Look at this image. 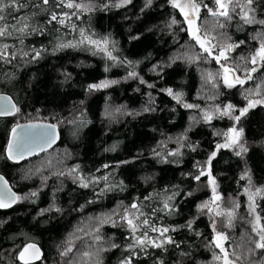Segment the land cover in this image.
<instances>
[{
  "label": "trees",
  "instance_id": "16d2710c",
  "mask_svg": "<svg viewBox=\"0 0 264 264\" xmlns=\"http://www.w3.org/2000/svg\"><path fill=\"white\" fill-rule=\"evenodd\" d=\"M196 1L207 6L203 12L216 10L215 0ZM76 2L91 3L93 10L68 9L59 0H49L48 5L28 0L27 8L6 15L9 24L17 23L13 16L27 17L28 28L0 38V48L8 45L9 54L15 55L10 63L0 60V93L11 95L19 109L14 117L0 119V174L21 198L13 210L0 211V264H21L19 253L28 243L44 250L38 264H121L127 257L132 264H218L212 219L201 209L212 194L200 189L201 180L195 177L202 170L210 173L224 198L241 195L244 168L258 187H264V104L238 121L248 145L242 159L217 147L226 142L233 120L206 122L199 110L184 107L174 96L184 93L195 106L245 108L246 96L264 90V67L255 65L257 72L243 86L227 87L223 59L217 63L190 37L171 0H151L150 5L148 0H131L121 7L117 5L122 0ZM255 7L264 13V0H257ZM53 12L58 18L68 13L70 19L58 24L51 21ZM199 28L201 35L215 37L216 44L225 35L229 44L238 45L228 52L227 62L241 77L254 66L250 61L264 42L263 27L205 15ZM82 31L92 40L107 39L115 59L101 50L103 45L98 48L86 39L80 43ZM220 48L213 49V56ZM37 51L40 56L34 58ZM129 61L139 67L130 68ZM120 64L126 74L136 71L139 77L90 90V85L122 77L116 69ZM208 73L213 80L207 79ZM35 121L58 125L59 144L23 164L11 163L6 147L12 128ZM182 146L180 155L168 159L162 154ZM72 168H78L87 187L61 176ZM257 211L264 224V195ZM125 214L140 225L137 232L123 219ZM145 219L148 225L141 224ZM151 227H167L169 232L161 237ZM145 232L157 243L166 237L173 243L136 247L133 254L129 245ZM255 239L252 228L235 227L229 246L240 248L233 250L243 256V264H264L260 250L249 255ZM69 246L72 251L64 258L61 253Z\"/></svg>",
  "mask_w": 264,
  "mask_h": 264
},
{
  "label": "snow or ice",
  "instance_id": "6c2138e0",
  "mask_svg": "<svg viewBox=\"0 0 264 264\" xmlns=\"http://www.w3.org/2000/svg\"><path fill=\"white\" fill-rule=\"evenodd\" d=\"M42 3L44 5L49 4V0H42ZM60 5L63 7H66L68 9H76L80 11H91L92 6L91 3H89L87 6L84 3H77L76 0H59ZM131 3V0H122V4H129ZM148 4H151V0H148ZM257 0H244V3H241L240 0H215L216 10H213L212 8H208V12L213 17H224L226 20H231L232 15L231 12H235L236 7L240 8V19L244 21L245 24H260L264 25V19H257L256 18V7ZM38 6V5H36ZM172 6L175 8H179L181 13L184 15V19L187 21L189 25V30L191 33L192 38L199 44V46L203 49L205 53H207L209 56H212L213 59L216 60L217 63H220V61L223 59L225 61L228 60V56L226 53L232 51L235 47H238V45L234 44H227L223 47H221L218 52L213 56V49L216 48V45L213 44L211 41L215 39V37H210L207 32H205L203 35L200 33V28L196 24V19L198 17V14L201 9V5L196 2V0H185V2H181V0H172ZM28 7V0H0V38H6L11 35H13V32H19V33H25L28 24L26 23L27 17H15L13 16V19L17 22L16 24H9L6 22V15L11 16L12 13L19 12L24 8ZM204 7H207L206 5ZM231 9V12H230ZM10 10V11H8ZM74 14V13H73ZM70 19V16L68 13L64 14L63 18H58L57 14L55 12L51 13V21H55L58 24L64 25L66 23V20ZM24 21L23 26L17 27V24ZM173 24L176 23L175 20L172 21ZM223 24H220V27H223ZM74 27V26H73ZM81 37L83 40H87L90 44L95 45L98 48H101V45L103 47L101 48L102 51H105L110 58L115 59L114 57H111V53L108 52L107 45L108 40H92L91 37H85L83 31L81 32ZM75 45H68V44H60L59 47H74ZM8 45H3L2 48H0V60H3L5 62H11V59H15L14 54H9L8 52ZM23 55H28V53H23ZM40 56V52H35L34 58H38ZM251 64L254 65L253 67L246 69L244 78L242 79L240 76L236 75V69H233L229 66H226L225 64H221L220 67L222 69V79L223 83L231 88L235 87L237 84L243 86L247 80H250L252 78V73L257 72V67L255 65L259 64L261 67H264V42L261 43L259 50L251 57ZM131 75H135V73H131ZM217 75H220L219 73ZM208 80H213V74L208 73L207 74ZM143 83L144 81L141 80ZM107 81L101 83V84H93L90 85L89 88L91 89H98L108 86ZM112 83H115V81H112ZM151 87V85H149ZM215 86V85H214ZM168 94L173 95L172 90L168 89ZM257 96L260 95L259 90L255 93ZM251 95V93L249 94ZM248 99L247 107L240 110V116L245 115L249 109L255 107L256 105H262L264 104V98L262 99H251L248 96L245 97ZM174 99H176L178 102L181 101V95L177 94L174 96ZM0 100H4V104H0V116L3 115H12L15 112H18L19 109L16 108L14 104L11 103L10 98L0 97ZM185 107H194L193 105H185ZM233 110V105L229 104L226 106V108L221 111L220 109H217L220 114L223 115H230L231 111ZM240 116H236L234 119L238 122L240 119ZM206 121L211 120V116L208 113H205L204 116ZM54 125H27V129H36L38 131L33 133H27L24 136H17L16 135V129H13V140L9 144L7 152H8V158L12 159L16 162H18L20 159L24 158L25 155L32 154L38 150H44L48 145H50L54 139L53 132L50 130H54ZM242 130L238 131L236 128H232L229 133L226 134V137L228 138V143L224 145H217L218 148L220 147H230L233 144H239V138L242 136ZM246 151L243 146L240 147V152L237 153L239 155L241 152ZM171 155H175L176 153H170ZM214 155V154H213ZM72 171H76L73 169ZM201 174H204L203 172ZM69 175H71V172H69ZM210 175V173H209ZM81 180V187H87L88 183L84 182L82 177H79ZM243 178V177H242ZM3 178L0 177V180ZM106 179V178H105ZM195 179L199 180V176H196ZM249 183H251V178L248 177ZM210 183L213 185V201H218L221 199L219 195H216V187H215V180H210ZM6 184V182H5ZM248 192V189L245 190ZM261 192H264V189H257L255 193L249 192L248 199L250 201L249 209L250 211L255 214V196L259 195ZM33 196L36 195L35 192L32 193ZM21 198L19 196H16L14 193H11L10 190L6 191H0V208H7L11 207L12 204L19 201ZM171 199V197H169ZM131 207L133 209H138L139 206L137 204H132ZM164 207L167 209L169 208V205L167 202H165ZM207 208L210 212L214 211L217 216L221 215V212L217 209H213L210 207L209 204H203L201 205V209ZM228 216V226H232V218L235 215V210L227 212ZM142 215V213L140 214ZM135 218L138 219V216ZM127 221V224L131 228V231L133 233L137 232L140 228V225L134 222L133 218H129L127 214L123 217ZM142 225H148L147 219L141 221ZM113 225L115 226V221H113ZM150 227V226H149ZM173 231L175 229H172ZM98 232L99 229H96ZM151 231L153 232H159L161 237H164L166 233L169 232V228H155L151 227ZM253 231L255 232V235L257 239L253 241L254 248L249 250V255H254L256 250H260L262 253H264V224L261 223V217L259 215H254V224H253ZM96 240H99L100 237L96 236L94 237ZM228 237L223 232H216V239H215V247L219 248L220 251L223 253V257L217 256L216 259H223V264H236L237 261L241 259L240 256L236 254V252L229 253L228 250L224 247V242L227 241ZM134 244L129 245V251H132L134 254V249L136 247L141 248V250H144L147 246L151 245L156 248H162L164 246V243L172 244L173 240L171 237H166L165 241L161 243H157L156 240L150 239L147 235V233H142L141 236H134ZM71 244V242H69ZM178 246V245H177ZM111 247L115 248L118 247V245L113 244ZM29 250H31V254L29 255ZM72 251L71 246H69L64 252L61 253V255L67 256L69 252ZM40 255L39 249L35 247L33 244L27 245L24 250L19 254V259L23 261V264H31V262L35 259H37ZM85 255H88L85 253ZM230 257H235V259H231ZM121 264H132L131 257H127L124 260L121 261Z\"/></svg>",
  "mask_w": 264,
  "mask_h": 264
},
{
  "label": "rangeland",
  "instance_id": "374dc122",
  "mask_svg": "<svg viewBox=\"0 0 264 264\" xmlns=\"http://www.w3.org/2000/svg\"><path fill=\"white\" fill-rule=\"evenodd\" d=\"M181 2L183 3V2H185V0H181ZM196 2L198 4H200L198 1H196ZM240 2L241 3H244V0H240ZM124 5H126V4H122V2H120L117 6L118 7H121V6H124ZM171 5H172V0H171ZM200 5H201V9H200V12L198 14V26H200V19H201L202 16H205V15L206 16H210V17L212 16L209 12H203L204 7H203L202 4H200ZM91 6H92V8L94 7V5H91ZM176 9L180 10L179 8H176ZM85 11H88V10H85ZM230 12H231V9H230ZM239 13H240V8L239 7H236L235 12H231L232 18L238 19L239 21H241V22L244 23V21L240 19ZM255 15H256V18L258 20L259 19H264V13H258L256 11ZM212 23H213V21L210 22L209 29L213 32ZM248 25H250L252 27H255V26H257V27H263V29H264V25H260V24H248ZM210 37H212V36H210ZM80 40H81V37H80ZM217 41H218V44L214 43V41H213V44H215L216 47H223V46L229 44L228 37H226L225 35H221L218 38ZM83 42H85V40H83ZM80 43H81V41H80ZM260 45H261V43L259 44V47H260ZM227 56H228V59H229L228 53H227ZM222 64H225L226 66H229V67L233 68V66H231L229 64V62H227L225 60L222 61ZM128 66L130 68L131 67L138 68L139 67V64L137 62H130L129 61ZM125 67H121V64H120V66H118L117 68L116 67L109 68L108 71H110L111 69H115V68L117 70H120L122 72V77L117 78V79H113V80H110V81H107V82H109L108 83V86L103 87V88H98V89H106V88H109L111 86L118 85V84H120L122 82H125L127 80H131L133 78L139 77L138 76V73L136 71L133 72V73H135V75H131V72H129L128 74H126V72L124 70ZM221 71H222V69H221ZM236 74L238 76H240L237 71H236ZM241 78L243 79L244 77H241ZM112 81H115V83H112ZM231 88H234V87H231ZM263 92H264V90H261V92H260L262 96L261 95H259V96L255 95V96H252L251 99H262V98H264V94H262ZM177 94H180L181 95V101H180V103L184 107H185V105H192V104H190V102L188 101V99L186 98V95L184 93H176V95ZM227 105H229V104H227ZM227 105H225L224 107L223 106H220L218 104H210V105H206V106H195V105H193L194 107H191V109H194L196 111L199 110V112H201V114L203 115V117L205 116V113H208L212 118H211L210 121H206L205 118H204V120L206 122H212L215 119H229L231 121L233 120L234 121V125L232 127H230L229 132H230V130L232 128H236L238 131H241V129L238 127V122L234 118L236 116H240V110L243 109V108L236 109L237 107H233V110L231 111V114L230 115H223L222 116L220 114V112L217 111V109H220L221 111H223L226 108ZM257 106H259V105H256L255 107H257ZM255 107H253V108H255ZM186 108H189V107H186ZM236 110L239 111L238 114L236 113ZM240 117H242V116H240ZM226 143H228V138H226V142L224 144H226ZM241 146H243V148H245L246 151L241 152L239 155H237V153L240 152V147ZM223 148L228 149V150H231L234 154H236L237 156H239L242 159L245 158V155H246V153L248 151V145L244 141L243 134L239 138V144H233L230 147H223ZM182 149H183V146L181 148H179V149H176V150L166 151V152L164 151L162 154H164V156H166L167 158L169 157L168 159H170V157H174L176 155H180V153L183 151ZM170 153H176V154L175 155H171ZM159 155H161V154H159ZM166 160L167 159H165V161ZM73 169H75L76 171H72ZM69 172H71V175H69ZM202 172L204 174H200V176H199V180H201V183H200L201 185H199V187H200V189H209L211 191V194H212V197H211L210 202H208L206 204H209L211 208L217 209L218 211L221 212V215L220 216H217L214 211L210 212L207 208L204 209V211L207 213V215H209V217L212 219L211 221H212V225H213V228H214L213 244H215L214 242H215V239H216V232H223L228 237L227 241L224 242V247L228 250V252L229 253H232L234 250L235 251L238 250V249L240 250V248H238V247L237 248H233L234 249L233 250L229 246V244L231 243L230 242L231 241V238L233 237V234H234L235 227L237 225H246V226H248V227H250V228L253 229L254 215H259L258 214V211H257L258 201L264 195V192H261L259 195H256L255 196V204H256L255 214H253L250 211V209H249L250 201L248 199V195H249V192L255 193L257 189H264V187H258L253 182L252 177H251V174H250L248 168H244V171H243V173L241 175V180H243L245 182V187L243 189V192L241 193V195H239L237 197L231 196V197H228V198H224L220 194V192L218 190V185H217L216 180L212 176H210L207 172H205L203 170L201 171V173ZM61 176L66 177V178H68V179H70L72 181L76 179V180H78L81 183V180H80L79 177H82V176H81L78 168L68 169L67 171L63 172V174H61ZM248 177L251 178V183H249ZM204 178H205V181H202V179H204ZM212 179L215 180V187H216V193L215 194L216 195H219L221 197V199L218 200V201H213V195H214V193H213V185L210 183V180H212ZM43 187H45V186L43 185ZM246 189H248V192L245 191ZM233 209L235 210V215L232 218V226L229 227L228 226V219L229 218H228V216H227L226 213L227 212H230V211H233ZM218 251L220 253V257H223V253L220 251V249ZM239 256L241 257V259L239 261H237L236 264H241L242 263L243 256H241V255H239ZM65 257L66 256H64V258ZM230 258L231 259H235V257H230ZM218 264H223V259H220V261H218Z\"/></svg>",
  "mask_w": 264,
  "mask_h": 264
},
{
  "label": "water",
  "instance_id": "95a60500",
  "mask_svg": "<svg viewBox=\"0 0 264 264\" xmlns=\"http://www.w3.org/2000/svg\"><path fill=\"white\" fill-rule=\"evenodd\" d=\"M181 15H182V17H183V19H184V15H183L182 13H181ZM184 22H185V24H186L187 30H188V32H189V35L191 36L190 30H189V25H188V23H187V21H186L185 19H184ZM196 24L198 25V17H197V19H196ZM191 37H192V36H191ZM0 97L10 98L11 103L14 104V105L16 106V108H18L17 103L15 102V100L13 99V97H12L11 95H9V94H7V93H0ZM4 103H5L4 100H0V104H4ZM16 114H17V112H15V113L12 114V115H3V116H0V119H8V118H12V117H14ZM33 124H37V125H54V126H55V127H54V130H50V131L53 132V135H54V139H53L52 143H51L50 145H48L46 148H44V150H38V151H36V152H34V153H32V154L25 155L24 158L20 159L18 162L14 161V160H12V159H9V158H8V152H7V149H8L9 144H10V143L12 142V140H13V129H16V135H17V136H24V135L27 134V133H33V132L38 131V130H36V129H27V128H26L27 125H33ZM60 139H61V133H60V130H59L58 125H56V124L49 123V122H43V121H35V122H29V123L17 124V125H15V126L12 128V130H11V132H10L9 139H8V143H7V147H6V157H7V159H8L11 163H13V164H23V163L27 162L28 160H31V159H33V158H36V157H38L39 155H43V154H45L46 152H48V151L52 150L53 148H55V147L59 144ZM0 177L3 178L2 180H0V191L10 190L11 193H14L16 196H19V194H18V193L13 189V187L11 186L10 182L8 181V179H7L4 175H2V174H0ZM5 182H6V184H5ZM18 202H19V201H17L16 203L12 204L11 207L0 208V211H2V212H8V211H11V210H13V209L17 206ZM29 244H33V245H35V247H36L37 249H39V252H40L39 257H38L37 259L33 260V261L31 262V264H38V263H41V262L43 261V259H44L45 253H44V250L42 249V247H41L39 244H37V243H28V244H26V245L22 248V250L20 251V253H21V252L24 250V248H25L27 245H29ZM20 253H19V254H20ZM30 254H31V250H29V255H30ZM18 258H19V257H18ZM19 261H20L21 264H23V261H21L20 259H19Z\"/></svg>",
  "mask_w": 264,
  "mask_h": 264
},
{
  "label": "flooded vegetation",
  "instance_id": "af4514ba",
  "mask_svg": "<svg viewBox=\"0 0 264 264\" xmlns=\"http://www.w3.org/2000/svg\"><path fill=\"white\" fill-rule=\"evenodd\" d=\"M191 37V36H190Z\"/></svg>",
  "mask_w": 264,
  "mask_h": 264
}]
</instances>
